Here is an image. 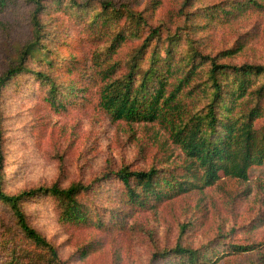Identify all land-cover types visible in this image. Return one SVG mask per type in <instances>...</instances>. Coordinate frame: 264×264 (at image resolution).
<instances>
[{
	"label": "trees",
	"instance_id": "obj_1",
	"mask_svg": "<svg viewBox=\"0 0 264 264\" xmlns=\"http://www.w3.org/2000/svg\"><path fill=\"white\" fill-rule=\"evenodd\" d=\"M199 1H178L180 24L171 30L165 21L151 25L143 10L112 0H0V12L28 5L31 24L29 39L17 43L13 54H4L0 102L2 92L24 74L47 86L46 99L57 108L69 97H86L88 101L95 90L97 108L112 121L129 127L156 124L184 155L170 169L122 165L88 182L62 185L57 179L49 185L9 193L1 185L4 135L0 103V204L12 215L10 223L0 217V264H70L29 222L23 204L32 199L51 198L62 223L101 224L81 197L95 192L105 198L101 182L114 176L121 188L107 197L114 218L110 226L124 228L132 225L129 221L138 210L155 208L180 194L211 186L221 174L245 181L249 168L263 163L264 121L260 126L255 123L264 117V63L233 61L243 53L251 36L237 38L230 47L209 53L190 33L227 23L248 9H263L264 0L201 5ZM155 2L151 0L149 6ZM65 20L76 27V37L85 51L82 58L73 52L61 56ZM76 73V79H67ZM185 230L186 223H181L180 234ZM181 240L182 235L172 247L154 245L150 262L208 264L220 258V247L229 254L257 247L254 242L229 240L209 241L194 248Z\"/></svg>",
	"mask_w": 264,
	"mask_h": 264
},
{
	"label": "rangeland",
	"instance_id": "obj_2",
	"mask_svg": "<svg viewBox=\"0 0 264 264\" xmlns=\"http://www.w3.org/2000/svg\"><path fill=\"white\" fill-rule=\"evenodd\" d=\"M112 1L143 10L151 25L165 21L174 30L180 24L179 0H156L152 6H149L151 0ZM219 1L222 0H200L198 4ZM28 10L25 4L0 12V74L6 67L5 52L13 54L16 44L31 36ZM72 23L65 20L67 31L61 38V56L68 57L73 52L82 58L85 51ZM190 35L199 39L197 44L209 53L230 47L237 38L251 36L243 53L233 61L264 63V8L248 9L227 23H217ZM77 74L67 79L74 80ZM94 91L88 101L86 97H69L63 107L57 108L46 99L47 86L24 74L2 92L1 185L6 192L49 185L57 179L62 185L77 180L88 182L122 165L130 169L146 170L152 165L170 169L183 159L181 149L158 125L136 123L129 127L121 121H112L97 108ZM263 121L264 117L258 119L256 126ZM101 183L105 198L95 192L81 197L101 224L62 223L59 209L49 197L23 204L29 222L70 264H161L150 262L154 245L172 247L180 235L184 245L194 248L209 241L257 244L254 250L240 254H229L220 247V258L213 257L215 262L208 264H264V161L249 168L245 181L221 174L211 186L180 194L155 208L138 210L129 221L132 225L124 228L110 226L114 218L107 203L108 195L121 188L120 182L110 176ZM0 217L8 223L12 220L10 210L1 204ZM181 223H186L182 234ZM84 250L88 252L82 257Z\"/></svg>",
	"mask_w": 264,
	"mask_h": 264
}]
</instances>
